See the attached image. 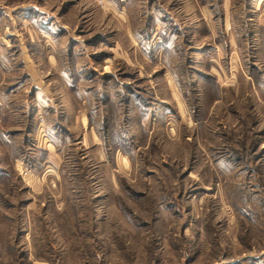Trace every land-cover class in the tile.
Wrapping results in <instances>:
<instances>
[{"label": "rangeland", "instance_id": "rangeland-1", "mask_svg": "<svg viewBox=\"0 0 264 264\" xmlns=\"http://www.w3.org/2000/svg\"><path fill=\"white\" fill-rule=\"evenodd\" d=\"M0 264H264V0H0Z\"/></svg>", "mask_w": 264, "mask_h": 264}, {"label": "crops", "instance_id": "crops-1", "mask_svg": "<svg viewBox=\"0 0 264 264\" xmlns=\"http://www.w3.org/2000/svg\"><path fill=\"white\" fill-rule=\"evenodd\" d=\"M260 1V0H259Z\"/></svg>", "mask_w": 264, "mask_h": 264}]
</instances>
